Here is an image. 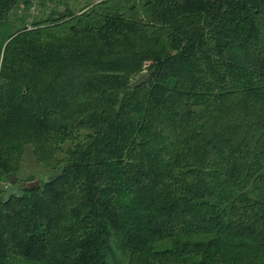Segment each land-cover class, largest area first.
<instances>
[{
    "label": "trees",
    "instance_id": "trees-1",
    "mask_svg": "<svg viewBox=\"0 0 264 264\" xmlns=\"http://www.w3.org/2000/svg\"><path fill=\"white\" fill-rule=\"evenodd\" d=\"M83 1L0 0V264H264V0Z\"/></svg>",
    "mask_w": 264,
    "mask_h": 264
},
{
    "label": "rangeland",
    "instance_id": "rangeland-1",
    "mask_svg": "<svg viewBox=\"0 0 264 264\" xmlns=\"http://www.w3.org/2000/svg\"><path fill=\"white\" fill-rule=\"evenodd\" d=\"M78 3H79V5L77 6V8H79L80 6L84 5V1L83 0H79ZM145 72H147V70L142 71V73H145ZM46 174H48L46 172V170H44L42 167L38 166L35 163L33 155H32V152H31V148L30 147H26L25 154H24L23 165H22V170H21L18 178L16 177L17 178L16 186L20 182L19 180H21V183H22V182H25V180L27 178H29V177H33L35 179H39L40 178L41 180H46V177H47ZM7 184H8V182L5 183V184H0V189L2 187L4 188ZM8 264H25V263L14 259Z\"/></svg>",
    "mask_w": 264,
    "mask_h": 264
},
{
    "label": "water",
    "instance_id": "water-1",
    "mask_svg": "<svg viewBox=\"0 0 264 264\" xmlns=\"http://www.w3.org/2000/svg\"><path fill=\"white\" fill-rule=\"evenodd\" d=\"M151 80V73L145 72L139 75L130 85V90H134L135 88L141 86L142 84L149 85ZM16 176L12 175L9 180L8 184L4 187V202L7 203L9 199L13 196L21 197L22 191H20L16 187ZM40 183L38 180L29 181L24 184L25 188H36L39 187Z\"/></svg>",
    "mask_w": 264,
    "mask_h": 264
}]
</instances>
